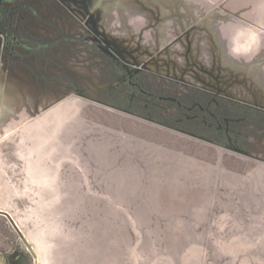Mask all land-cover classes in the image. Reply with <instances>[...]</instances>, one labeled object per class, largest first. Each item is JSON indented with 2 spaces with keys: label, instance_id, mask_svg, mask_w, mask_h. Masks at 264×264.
I'll return each instance as SVG.
<instances>
[{
  "label": "rangeland",
  "instance_id": "obj_1",
  "mask_svg": "<svg viewBox=\"0 0 264 264\" xmlns=\"http://www.w3.org/2000/svg\"><path fill=\"white\" fill-rule=\"evenodd\" d=\"M137 2L0 0L3 264H264V0Z\"/></svg>",
  "mask_w": 264,
  "mask_h": 264
},
{
  "label": "crops",
  "instance_id": "obj_2",
  "mask_svg": "<svg viewBox=\"0 0 264 264\" xmlns=\"http://www.w3.org/2000/svg\"><path fill=\"white\" fill-rule=\"evenodd\" d=\"M145 2V3H143ZM225 5L221 8V13L231 14V16H243L248 15L251 16L252 13L237 9L235 10L234 7H230L231 2L224 1ZM134 4V3H133ZM131 5V9H135L136 15V25L141 26L138 31L140 32L142 27L144 26H151L154 29L152 30H144L147 37H154L151 40L153 42H160V43H169V39H173L175 37L174 32H171L170 29L172 28H181V29H188V28H196L197 30H231L235 31L238 27L244 25V21L236 19L230 22L228 15L227 18L219 20H210V21H203V14H213L218 15L220 12L219 6H221V0H142L140 3H136V7ZM144 4L146 6V13H143L141 10H144ZM172 10L174 11H181L183 13H191L192 16L187 15L180 17L179 19H171L172 17ZM256 16H264V14L260 12L254 11ZM166 29V31H165ZM173 33V34H171ZM211 42V40H210ZM204 45L206 41H204ZM0 264H3L2 257L0 256Z\"/></svg>",
  "mask_w": 264,
  "mask_h": 264
},
{
  "label": "trees",
  "instance_id": "obj_3",
  "mask_svg": "<svg viewBox=\"0 0 264 264\" xmlns=\"http://www.w3.org/2000/svg\"><path fill=\"white\" fill-rule=\"evenodd\" d=\"M138 90H139L138 88L133 89L132 94H137ZM146 95H147V97H148L149 94H146ZM216 119H217V118H216ZM217 120H219V119H217ZM218 122H219V121H218Z\"/></svg>",
  "mask_w": 264,
  "mask_h": 264
},
{
  "label": "water",
  "instance_id": "obj_4",
  "mask_svg": "<svg viewBox=\"0 0 264 264\" xmlns=\"http://www.w3.org/2000/svg\"><path fill=\"white\" fill-rule=\"evenodd\" d=\"M106 42H108L107 40H105Z\"/></svg>",
  "mask_w": 264,
  "mask_h": 264
}]
</instances>
